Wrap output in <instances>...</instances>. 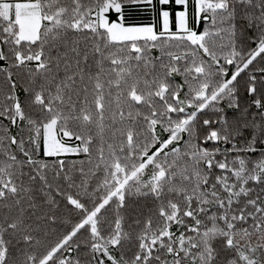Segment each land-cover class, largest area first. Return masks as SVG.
<instances>
[{"label":"snow or ice","instance_id":"1","mask_svg":"<svg viewBox=\"0 0 264 264\" xmlns=\"http://www.w3.org/2000/svg\"><path fill=\"white\" fill-rule=\"evenodd\" d=\"M0 264H264V0H0Z\"/></svg>","mask_w":264,"mask_h":264}]
</instances>
